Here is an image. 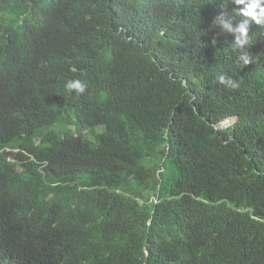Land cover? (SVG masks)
Here are the masks:
<instances>
[{
  "label": "trees",
  "instance_id": "16d2710c",
  "mask_svg": "<svg viewBox=\"0 0 264 264\" xmlns=\"http://www.w3.org/2000/svg\"><path fill=\"white\" fill-rule=\"evenodd\" d=\"M254 2L0 0V264H264Z\"/></svg>",
  "mask_w": 264,
  "mask_h": 264
},
{
  "label": "clouds",
  "instance_id": "9594fccd",
  "mask_svg": "<svg viewBox=\"0 0 264 264\" xmlns=\"http://www.w3.org/2000/svg\"><path fill=\"white\" fill-rule=\"evenodd\" d=\"M235 2L240 5V4H244L245 3V0H235ZM261 4V0H255L254 3H251L249 5L246 6L245 9H240V13L244 16H247V17H250V18H253L255 19L257 17V13L255 11V9L257 7H259ZM260 14H264V7H260ZM239 31L241 32V34H246L247 32V27L244 23L240 24L239 26ZM223 81V77H221V82ZM229 84H231V80H229ZM67 88L69 90H72V89H76L78 90L79 92H83L85 90V86L79 82V81H70L68 84H67ZM227 122H224V123H221L222 125H226ZM229 126H230V122H229ZM227 126V127H229ZM225 126H222V128H227ZM220 128V129H222Z\"/></svg>",
  "mask_w": 264,
  "mask_h": 264
},
{
  "label": "water",
  "instance_id": "95a60500",
  "mask_svg": "<svg viewBox=\"0 0 264 264\" xmlns=\"http://www.w3.org/2000/svg\"><path fill=\"white\" fill-rule=\"evenodd\" d=\"M222 126H225V127H227V126H229V124H224V125H222V124H219V125H217L216 126V129L218 130V129H220V128H222Z\"/></svg>",
  "mask_w": 264,
  "mask_h": 264
},
{
  "label": "rangeland",
  "instance_id": "374dc122",
  "mask_svg": "<svg viewBox=\"0 0 264 264\" xmlns=\"http://www.w3.org/2000/svg\"><path fill=\"white\" fill-rule=\"evenodd\" d=\"M226 124H229V122H227Z\"/></svg>",
  "mask_w": 264,
  "mask_h": 264
}]
</instances>
